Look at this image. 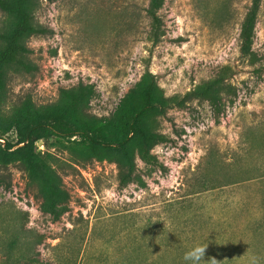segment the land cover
Here are the masks:
<instances>
[{"label": "rangeland", "instance_id": "obj_1", "mask_svg": "<svg viewBox=\"0 0 264 264\" xmlns=\"http://www.w3.org/2000/svg\"><path fill=\"white\" fill-rule=\"evenodd\" d=\"M251 2L165 0L159 10L164 34L153 43L149 0H38L34 23L45 31L25 41L28 67L8 69L1 115H11L26 97L42 106L55 102L60 89L83 83L95 89L87 112L107 118L146 71L168 96L223 71L237 89L218 121L199 100L158 117L165 140L152 149L156 163L136 154L142 186L121 187L111 155L78 138L38 141L41 153L54 155L69 194L57 221L39 209L38 185L19 161L1 167L0 206L28 212V227L45 235L42 260L170 264L194 245L206 247L200 264H253L264 256V0L252 45L256 63L239 48ZM4 18L0 11V26ZM3 138L15 142V132ZM261 225L258 241L254 230Z\"/></svg>", "mask_w": 264, "mask_h": 264}, {"label": "trees", "instance_id": "obj_2", "mask_svg": "<svg viewBox=\"0 0 264 264\" xmlns=\"http://www.w3.org/2000/svg\"><path fill=\"white\" fill-rule=\"evenodd\" d=\"M164 1L149 0L146 8L151 19L149 38L153 43L159 42L164 34L159 15ZM260 3L261 0H252L239 33L240 54L252 65L257 60L252 45ZM37 5L38 0H0V11L5 15L0 26V102L7 94L8 69L12 66L28 67L22 58L29 52L26 39L45 31L34 23ZM228 77L224 71L219 72L184 94L168 96L155 75L146 71L122 97L114 112L103 119L87 112L95 94L92 84L80 83L75 87L62 88L55 102L42 106H37L30 97H26L11 115L0 114V139H3L0 143V169L19 161L28 181L38 185L39 209L52 221H57L68 210L69 194L55 171L54 155L41 153L37 148L39 140L75 137L92 150H105L117 164V179L121 187L129 183L142 186L145 181L137 172L136 154L148 165L156 163L152 149L165 140L164 134L158 130V117L170 108H183L193 100H199L209 103L218 121L227 102H234L237 96V89L227 80ZM11 131L15 132V142L3 138ZM4 180L0 174V185ZM9 185V182L6 183V187ZM28 216L27 211L16 209L14 205L0 206V264H53L41 259L39 246L44 242L45 235L28 227ZM263 225L254 230L258 241ZM252 244L255 246L254 242ZM262 244L264 247V241ZM138 259L141 258H137L136 262ZM141 260L140 263H148L147 259ZM125 262L134 264L128 258ZM170 264L186 262L182 255H176ZM253 264H264V256L256 255Z\"/></svg>", "mask_w": 264, "mask_h": 264}, {"label": "clouds", "instance_id": "obj_3", "mask_svg": "<svg viewBox=\"0 0 264 264\" xmlns=\"http://www.w3.org/2000/svg\"><path fill=\"white\" fill-rule=\"evenodd\" d=\"M206 247L194 245L192 248L185 251L183 259L186 264H200L203 260Z\"/></svg>", "mask_w": 264, "mask_h": 264}, {"label": "built area", "instance_id": "obj_4", "mask_svg": "<svg viewBox=\"0 0 264 264\" xmlns=\"http://www.w3.org/2000/svg\"><path fill=\"white\" fill-rule=\"evenodd\" d=\"M0 140H2V139H0ZM42 140H39V142H41Z\"/></svg>", "mask_w": 264, "mask_h": 264}]
</instances>
